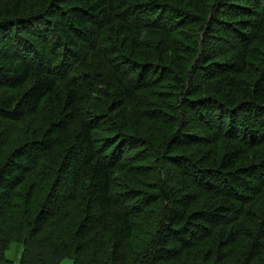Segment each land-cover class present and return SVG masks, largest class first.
<instances>
[{"label": "trees", "instance_id": "trees-1", "mask_svg": "<svg viewBox=\"0 0 264 264\" xmlns=\"http://www.w3.org/2000/svg\"><path fill=\"white\" fill-rule=\"evenodd\" d=\"M64 258L264 264V0H0V264Z\"/></svg>", "mask_w": 264, "mask_h": 264}, {"label": "rangeland", "instance_id": "rangeland-1", "mask_svg": "<svg viewBox=\"0 0 264 264\" xmlns=\"http://www.w3.org/2000/svg\"><path fill=\"white\" fill-rule=\"evenodd\" d=\"M21 245L14 243L11 245L10 249L7 252V257L10 258L13 261H17L19 254L21 252ZM58 264H74L72 259L70 258H64L62 259Z\"/></svg>", "mask_w": 264, "mask_h": 264}]
</instances>
